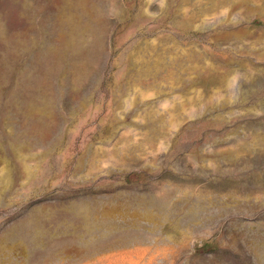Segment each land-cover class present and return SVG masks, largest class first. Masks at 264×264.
Returning <instances> with one entry per match:
<instances>
[{"label": "rangeland", "instance_id": "1", "mask_svg": "<svg viewBox=\"0 0 264 264\" xmlns=\"http://www.w3.org/2000/svg\"><path fill=\"white\" fill-rule=\"evenodd\" d=\"M0 264H264V0H0Z\"/></svg>", "mask_w": 264, "mask_h": 264}]
</instances>
